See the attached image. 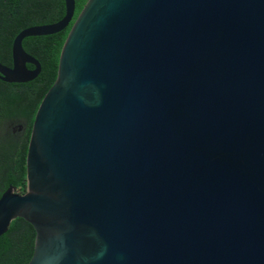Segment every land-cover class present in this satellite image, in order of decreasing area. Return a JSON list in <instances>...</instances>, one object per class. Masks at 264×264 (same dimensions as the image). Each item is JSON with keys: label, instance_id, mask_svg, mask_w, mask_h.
I'll list each match as a JSON object with an SVG mask.
<instances>
[{"label": "water", "instance_id": "water-1", "mask_svg": "<svg viewBox=\"0 0 264 264\" xmlns=\"http://www.w3.org/2000/svg\"><path fill=\"white\" fill-rule=\"evenodd\" d=\"M13 38L0 80L41 70ZM27 64L33 66L28 68ZM35 230L27 264H264V0H86L0 236Z\"/></svg>", "mask_w": 264, "mask_h": 264}, {"label": "trees", "instance_id": "trees-1", "mask_svg": "<svg viewBox=\"0 0 264 264\" xmlns=\"http://www.w3.org/2000/svg\"><path fill=\"white\" fill-rule=\"evenodd\" d=\"M85 2L75 0L74 17ZM63 14V0H0V62L10 61L12 39L21 29L57 21ZM71 24L54 34L23 39L25 51L41 65L36 78L23 83L0 81V195L9 185L15 186L17 192L25 191L26 152L32 122L42 97L55 80L61 47ZM42 37L47 42H41ZM19 125L20 131L12 130ZM34 237L31 224L22 218L12 220L0 236V264H27Z\"/></svg>", "mask_w": 264, "mask_h": 264}, {"label": "flooded vegetation", "instance_id": "flooded-vegetation-1", "mask_svg": "<svg viewBox=\"0 0 264 264\" xmlns=\"http://www.w3.org/2000/svg\"><path fill=\"white\" fill-rule=\"evenodd\" d=\"M63 16V15H62ZM77 16V15H76ZM76 16L74 17L73 16V18H72V20H71V22H73L74 21V19L76 18ZM5 33H7V31H5ZM15 37V36H14ZM13 37V38H14ZM13 40V39H12ZM41 42H43V43H45V42H47V39L45 38V37H42L41 38ZM11 45H12V42H11ZM27 52V51H26ZM9 57H10V61L8 62V63H3V62H0V63H2V64H5V65H7V66H11L12 65V57H11V49H10V53H9ZM30 64H27V66H28V68H33V66L32 65H30ZM0 81H2V80H0ZM4 82V81H3ZM16 129H18L19 131L22 129V127H21V125H19L18 127L17 126H13L12 127V130L13 131H15Z\"/></svg>", "mask_w": 264, "mask_h": 264}]
</instances>
